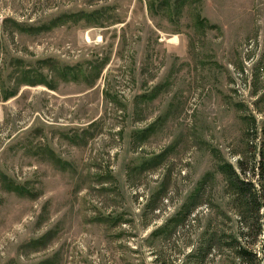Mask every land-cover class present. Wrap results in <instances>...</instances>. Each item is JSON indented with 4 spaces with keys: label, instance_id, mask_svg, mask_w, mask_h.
<instances>
[{
    "label": "rangeland",
    "instance_id": "rangeland-1",
    "mask_svg": "<svg viewBox=\"0 0 264 264\" xmlns=\"http://www.w3.org/2000/svg\"><path fill=\"white\" fill-rule=\"evenodd\" d=\"M251 119L264 0H0V264L234 263Z\"/></svg>",
    "mask_w": 264,
    "mask_h": 264
},
{
    "label": "trees",
    "instance_id": "trees-1",
    "mask_svg": "<svg viewBox=\"0 0 264 264\" xmlns=\"http://www.w3.org/2000/svg\"><path fill=\"white\" fill-rule=\"evenodd\" d=\"M250 122L246 130L248 158L238 157L237 169L226 162L217 166L224 177V192L238 224L237 231L228 240L217 236L220 247L224 245L232 252V264H264V133L256 146L258 131L254 121Z\"/></svg>",
    "mask_w": 264,
    "mask_h": 264
}]
</instances>
